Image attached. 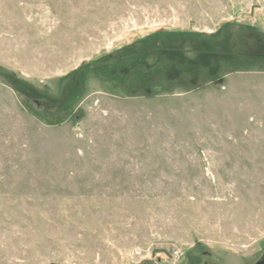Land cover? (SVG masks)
<instances>
[{"label":"rangeland","instance_id":"1","mask_svg":"<svg viewBox=\"0 0 264 264\" xmlns=\"http://www.w3.org/2000/svg\"><path fill=\"white\" fill-rule=\"evenodd\" d=\"M264 258V0H0V264Z\"/></svg>","mask_w":264,"mask_h":264},{"label":"flooded vegetation","instance_id":"2","mask_svg":"<svg viewBox=\"0 0 264 264\" xmlns=\"http://www.w3.org/2000/svg\"><path fill=\"white\" fill-rule=\"evenodd\" d=\"M259 263L264 264V258ZM259 263H257V264H259Z\"/></svg>","mask_w":264,"mask_h":264},{"label":"water","instance_id":"3","mask_svg":"<svg viewBox=\"0 0 264 264\" xmlns=\"http://www.w3.org/2000/svg\"><path fill=\"white\" fill-rule=\"evenodd\" d=\"M259 264H262V263H259Z\"/></svg>","mask_w":264,"mask_h":264}]
</instances>
